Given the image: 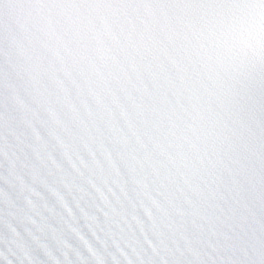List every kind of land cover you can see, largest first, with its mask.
<instances>
[{
    "label": "snow or ice",
    "instance_id": "1",
    "mask_svg": "<svg viewBox=\"0 0 264 264\" xmlns=\"http://www.w3.org/2000/svg\"><path fill=\"white\" fill-rule=\"evenodd\" d=\"M0 264H264V0H0Z\"/></svg>",
    "mask_w": 264,
    "mask_h": 264
}]
</instances>
